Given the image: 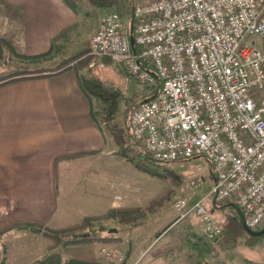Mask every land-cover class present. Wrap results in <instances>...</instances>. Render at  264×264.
Instances as JSON below:
<instances>
[{"label": "built area", "instance_id": "2783aa9c", "mask_svg": "<svg viewBox=\"0 0 264 264\" xmlns=\"http://www.w3.org/2000/svg\"><path fill=\"white\" fill-rule=\"evenodd\" d=\"M124 23L105 14L90 53L122 65L153 94L132 108V139L152 160L204 157L214 203L230 201L246 226L264 225V0H134ZM218 237L204 198L175 202ZM106 259L122 261L120 252ZM113 260V261H114Z\"/></svg>", "mask_w": 264, "mask_h": 264}, {"label": "crops", "instance_id": "0c3cea01", "mask_svg": "<svg viewBox=\"0 0 264 264\" xmlns=\"http://www.w3.org/2000/svg\"><path fill=\"white\" fill-rule=\"evenodd\" d=\"M0 18L20 52L36 55L49 49L51 38L70 26L75 14L62 0H0ZM90 103L71 68L0 84L2 264H114L100 259L94 243L49 248L38 233L5 232L23 222L78 223L118 206L113 198L118 190L129 205L123 173L129 165L118 164L115 146L91 117ZM122 264L172 263L160 250L150 259L129 254Z\"/></svg>", "mask_w": 264, "mask_h": 264}, {"label": "rangeland", "instance_id": "374dc122", "mask_svg": "<svg viewBox=\"0 0 264 264\" xmlns=\"http://www.w3.org/2000/svg\"><path fill=\"white\" fill-rule=\"evenodd\" d=\"M113 1L104 0L102 4H98L95 0H68L72 7L69 8L75 14L70 30L56 42L53 54L37 60H30L25 57L27 54L20 52L15 46L17 38L4 32L5 25L0 22V84L10 82L11 79L71 68L76 76L94 77L105 88L119 90L116 107L110 115L106 113L109 103L93 95L87 97L91 101L92 119L115 146L113 154L119 159L118 164L123 162L129 165L127 171H123L129 181L126 185L129 205H124L122 201L125 195L118 190L113 195L114 200L119 203L118 206L110 207L98 215L84 216L87 219L83 221V217L78 223L64 226L44 225L65 227L78 224L80 227L69 231V234L73 238L81 234L87 236L85 241L53 248L94 243L99 246L100 259L114 264L124 263L129 254L132 257L150 259L160 250L162 256L172 264H264V234L256 239L242 235L231 244L225 237L207 236L194 212L180 217L181 211L175 207V202L180 197H186L189 205L203 197L210 215L221 224L227 214L236 213L235 208L224 205L230 201L220 204L212 201V175L209 163L204 157L160 163L150 159L132 139L126 121L128 108L125 98L134 94L137 97L143 96L144 86L131 77L120 64L111 62L103 67L97 66L99 59L88 49L89 40L98 29L102 17L117 11L112 5ZM129 13L126 10L121 12L124 23L130 21ZM5 42L11 45L12 50L7 48ZM113 130L120 131L121 143L115 142ZM134 162L151 167L158 174L142 171ZM109 228H115L116 231L109 232ZM22 230L30 232L28 228ZM32 233L44 237L41 232ZM63 235H66L65 239H69L68 234ZM158 238L164 239L161 246L157 243ZM108 250L120 252L122 261L106 259L104 254Z\"/></svg>", "mask_w": 264, "mask_h": 264}, {"label": "trees", "instance_id": "16d2710c", "mask_svg": "<svg viewBox=\"0 0 264 264\" xmlns=\"http://www.w3.org/2000/svg\"><path fill=\"white\" fill-rule=\"evenodd\" d=\"M62 1L65 5L70 7L68 0H62ZM126 1L128 3H126ZM95 2H97L98 4H102L104 2V0H95ZM132 2H133V0H114L112 2V5L115 6V9L117 10L116 12L119 14H121V12H123L125 10L127 12H130L129 15H130V20H131V18H132L131 3ZM70 8H72V7H70ZM70 28H71L70 26L63 28L55 36H53L50 40V47L46 52L40 53L38 55H31V56H29V55L25 56L24 55V56L30 60H37L38 58H45V57L53 54V51L55 50V47H56V42L60 38H63L65 36V34L70 30ZM5 44H6L8 49L12 50V47L9 43L5 42ZM11 80H16V79H11ZM77 83H78L80 89L83 91V93H85V95H87V96L93 95V96L101 99L103 102L109 103L108 104L109 108L106 110L107 114L110 115L113 112L114 108L116 107V101L118 100V97H119V90L118 89H107L102 85V83L97 78H94V77L83 78L82 76L77 75ZM143 92L145 93L143 96L140 95L139 97H137V94H134L132 96H128L125 98V103H126V106L128 108L127 116H126L127 123H128L129 114H130V111L132 110V108L135 107L136 105H138L143 100L149 98L153 94V91H151L148 87H145V86L143 87ZM108 118L109 117H107V119ZM128 129H129V126H128ZM112 134H113V137L115 139V142L117 144L121 143L120 142V140H121L120 131H114L113 130ZM134 163H135V166L142 171H146L152 175L158 174L157 171L152 169L151 167L144 166L142 163H137V162H134ZM224 205L233 207V204L230 202H227ZM84 219H87V217H84L83 221H84ZM29 224H30V226H29ZM27 226H29V227H27ZM221 226H222V233L219 236L225 237L227 239L226 241L230 242L231 244H234L236 239L242 235H247L250 239H256L257 237H259V236L249 235L245 231V229L242 226L241 221L238 217L237 212L234 214H232V213L227 214L225 216L224 221L222 222ZM79 227H80V225H78V224L69 225V226H65V227H50V226H42V225H36V224H32V223L23 222V223H16L15 225L8 227L7 229H5V232H9L12 228H19V229H27L28 228V230L32 231V232H41V234L49 240V245H48L49 248H53L55 246L62 245V244H67V243H72V242H77V241L78 242L85 241L87 239V236L85 234L75 235L74 238L72 237L73 235L69 234V231L75 230ZM65 233L69 235V239H65L66 235H63ZM3 261H4V257L1 258L0 264H2Z\"/></svg>", "mask_w": 264, "mask_h": 264}, {"label": "water", "instance_id": "95a60500", "mask_svg": "<svg viewBox=\"0 0 264 264\" xmlns=\"http://www.w3.org/2000/svg\"><path fill=\"white\" fill-rule=\"evenodd\" d=\"M232 204H233V203H232ZM233 207L235 208V210H236V212H237V214H238V217H239V219H240V221H241L242 226L244 227L245 231H246L249 235H252V236H260V235L264 234V225H263V227H261L259 230H251V229H249V228L246 226L245 222H244V218H243V214H242V212H241V209H240L237 205H235V204H233ZM108 231H109V232H115L116 229H115V228H109Z\"/></svg>", "mask_w": 264, "mask_h": 264}]
</instances>
